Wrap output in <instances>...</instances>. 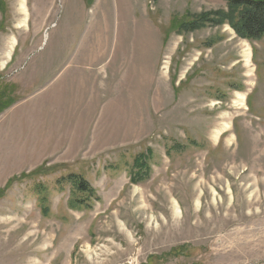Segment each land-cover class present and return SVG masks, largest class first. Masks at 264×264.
I'll return each mask as SVG.
<instances>
[{"label": "rangeland", "instance_id": "rangeland-1", "mask_svg": "<svg viewBox=\"0 0 264 264\" xmlns=\"http://www.w3.org/2000/svg\"><path fill=\"white\" fill-rule=\"evenodd\" d=\"M244 1L0 0V264H264Z\"/></svg>", "mask_w": 264, "mask_h": 264}, {"label": "trees", "instance_id": "trees-1", "mask_svg": "<svg viewBox=\"0 0 264 264\" xmlns=\"http://www.w3.org/2000/svg\"><path fill=\"white\" fill-rule=\"evenodd\" d=\"M242 5L246 10L240 14L238 33L252 39L264 36V1H244ZM69 181L75 183L80 191L89 192L77 176L69 178Z\"/></svg>", "mask_w": 264, "mask_h": 264}, {"label": "crops", "instance_id": "crops-1", "mask_svg": "<svg viewBox=\"0 0 264 264\" xmlns=\"http://www.w3.org/2000/svg\"><path fill=\"white\" fill-rule=\"evenodd\" d=\"M55 80H57V75L54 77L53 82H54ZM71 85H72V83L70 82V83L68 84L67 88H71V87H72ZM78 87H79V85H78ZM41 91H42V90H41ZM41 91L35 93V95H33L31 98H34L35 96H37L39 93H41ZM85 91H86V90L83 89V94H82V101H83V104H84V102H85V100H86V96H85V94H84ZM56 96H57V95H55V98H52V99L50 100V102L58 107V109H57V112H58V113H57V121H60L62 118H66V119H67V118H68L67 114L71 113V111H72V106H71V97H72V96H71L70 94H67L64 103H62V101L57 103V97H56ZM92 100H93V99H92ZM99 100H100V99H99ZM61 104H62V105H61ZM61 106H62L63 114L60 113V108H61ZM42 110H43V118H44L45 120L55 119V116H53V114L50 112L49 109H42ZM64 115H65V116H64Z\"/></svg>", "mask_w": 264, "mask_h": 264}, {"label": "bare ground", "instance_id": "bare-ground-1", "mask_svg": "<svg viewBox=\"0 0 264 264\" xmlns=\"http://www.w3.org/2000/svg\"><path fill=\"white\" fill-rule=\"evenodd\" d=\"M94 39V38H93ZM141 110V109H140Z\"/></svg>", "mask_w": 264, "mask_h": 264}]
</instances>
